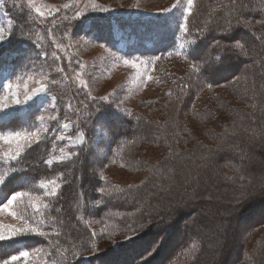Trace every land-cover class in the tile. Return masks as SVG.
Here are the masks:
<instances>
[{
	"label": "trees",
	"instance_id": "obj_1",
	"mask_svg": "<svg viewBox=\"0 0 264 264\" xmlns=\"http://www.w3.org/2000/svg\"><path fill=\"white\" fill-rule=\"evenodd\" d=\"M196 13L197 20L193 19L190 24L191 29L187 33L178 27L177 15L146 21L149 26L144 23L135 24L133 20L119 22L117 26L130 28V33L136 39L135 42L127 44L123 50L118 49L120 40L112 32L114 18H98L90 21L91 29L97 34L98 41L121 51L124 55L151 59L154 62V69H160V73H171L164 65L169 59L185 61L184 64L180 63L181 72H176L175 75L171 73L169 77L178 79L179 83L187 84L188 81L194 83V89H190L189 92L182 87H176L174 96L184 103L176 105L168 102L169 98H166L167 104L173 109L163 110L161 120L158 121L143 115L128 116L123 111L112 109L109 105L103 108L99 104L95 107L96 119L91 122L89 117L93 115L87 116L85 110L64 107L61 96L69 94L57 83V88L52 87L55 83L48 79L46 74L55 69L52 64L46 63L38 48L39 43L35 42L29 33H25L26 25L19 19L21 23H17L14 28L12 40L0 53L2 55L6 52L14 56L8 61L9 82L42 72L50 89H47V92L56 94L59 106L56 105L54 109L48 111H45L46 108L40 110L36 100L24 105H10L9 110L12 111V115L0 122V136L15 131L43 130L38 142L36 140L30 147L27 146L22 152V157L17 161H11L0 155V175H4L7 181L5 187H0V198L15 191L48 198V200L42 199L44 209L47 211L42 215L34 216L35 224H32L46 235L28 233L18 235L11 240L0 241V261L22 251L42 246L46 253L42 263L73 264L70 259L74 256L81 257L83 246L87 244L88 234L85 235V230L82 229L85 226V219L110 206L117 209L115 202L109 204L121 194L127 195L125 205L131 208L135 224L142 227L141 229L148 225V222L157 225L159 221L156 217L160 212L157 203L163 198L161 186L166 180H174L177 184L178 176L188 170L183 177L184 180L192 178L191 174L196 176L193 196L204 192L209 185L210 192L213 191L218 198L222 199L221 196L239 198L232 203L217 200L231 209L234 208L233 213L225 221L239 224L238 228L230 230L228 238L217 246V264H264V148L260 147L262 140L264 146V0H235V2L197 0L191 12L186 14V20H190ZM165 18L171 23L168 27H165L167 23L160 21ZM142 25L145 30L141 29ZM3 26L5 25L2 23L1 27ZM226 30L229 32L228 35L224 34ZM5 31H12L11 25ZM188 35L191 36L190 39ZM197 36L201 59L193 60L183 54H176L182 51L181 44L189 49L191 46L187 42ZM147 40L149 45L144 44ZM217 40L221 41L222 45H234L235 42H239L242 47L232 50L216 47ZM216 49L222 52L225 50L229 59L227 63L230 68L225 74L216 73L214 65L221 63L216 60L217 57H221ZM207 54L214 56L211 72L197 73L194 71V65L208 60ZM5 60L2 59L0 62L3 63ZM65 72L67 73L66 69ZM209 84L211 87L208 86ZM4 90L0 86V96ZM47 92L46 95H49ZM22 106L24 109L21 108ZM46 112L52 113L45 121L47 127L41 119ZM183 114H187L184 122H182ZM64 123L71 125L66 132L68 135L76 138L79 134L82 137L80 143L62 149L64 142L57 139V132L64 134V129L61 128ZM96 125L97 128L100 126L101 130L93 133L95 129L91 131V128ZM137 135L142 136L136 138ZM145 140L150 147L155 146L154 148L157 149V159L151 161L150 167L148 164V170L137 167V175L140 177L139 180L131 182L133 187L124 186L115 190L108 185V180L100 172V167L103 164H110L111 156L116 157L120 153L125 156L127 152L133 154L123 157L121 162L126 163V166L136 165L134 157L138 156L140 151L134 153V150L128 148L131 142ZM91 142L94 144L91 145ZM91 146L95 149L104 147L108 158L96 153L94 155ZM238 149L246 153V158L242 161L239 159ZM197 153H201L199 158ZM57 156L61 158L57 159ZM199 159L205 161L204 163L209 161L212 163L211 168L216 169L219 178L216 184L209 182L207 170L202 169L198 173L197 168L193 171L189 168L197 165ZM179 164L188 167L178 170ZM70 177L77 181L72 184L70 181L64 183L67 179L70 180ZM51 178L55 180H50ZM50 181L59 183L57 195L54 197L46 195L52 192L53 183H49ZM192 182L194 180L190 179L189 184L193 188ZM65 185L69 186L63 190ZM101 189L104 191L101 192ZM209 197L210 195L207 194L208 200H206L212 202L213 199ZM126 200L134 206L128 204ZM123 202L119 204L122 210H124ZM180 210L176 208L173 212L179 215ZM213 213L211 211L210 214ZM215 213L210 217V221L206 219L207 215L205 217L202 215L203 218L199 217L197 225H194V232L191 230L188 233L183 232L191 236L190 239L187 237L179 244L183 252L189 253L184 264H205L213 259L209 249L219 244V240L200 233L198 227L202 229L214 227L220 223V220H224L223 216ZM113 216H115L114 212H110L109 218ZM213 219H216V222ZM131 223L129 226L133 227ZM176 228L177 225L174 223L170 225L168 231L177 233ZM79 237L82 239L77 240ZM84 237L85 242L82 241ZM122 242H124L122 245L116 244L115 248H112L115 253L128 250L127 247L134 243L130 239H124ZM109 249L112 250L104 248L97 254L91 253L85 258H80L82 262L78 264H101L104 262L100 258L101 255ZM176 251L178 248H175L174 252Z\"/></svg>",
	"mask_w": 264,
	"mask_h": 264
},
{
	"label": "rangeland",
	"instance_id": "obj_2",
	"mask_svg": "<svg viewBox=\"0 0 264 264\" xmlns=\"http://www.w3.org/2000/svg\"><path fill=\"white\" fill-rule=\"evenodd\" d=\"M193 4H197V0H195ZM36 8H39L40 12H43L44 15L41 16L36 12ZM101 9H107V11H102ZM78 11L81 13L79 17L76 16ZM189 13L187 0H15V2L14 0H0V29H3L5 35H7L8 31H5L6 28H9L11 25L13 33L17 23H21V21L24 22L26 25L25 33H29L34 41L39 43L40 47L38 48L41 51V55L45 58L46 63L52 64L55 69V71L46 74V77L48 79L50 78V80L55 83V86L52 87L57 88V83L69 94H63L61 96V98H63L64 107H76L79 110H85L87 116L93 115L91 116V122L96 119L95 107L99 104L103 108L109 105L112 109L120 112L123 111L124 114L128 116L137 114L158 121L161 120L160 117L163 110L173 109L167 104L168 102L176 105L177 103H184L183 100L179 98L177 100V96H174V89L176 87H182L189 92L190 89H194V83L189 81L187 84L179 83L178 79L169 77L171 73L175 75L176 72H181L179 70L182 68L180 63L184 64L185 61H178L175 58L169 59L166 61L168 63L165 62L164 65L167 66V69L170 70L171 73H160V69H154V62H152L151 59L147 57L124 55L121 51L114 50L105 43L98 41L97 34L91 29L90 21L98 18H114L113 21L115 22L112 24V32L115 37L120 40L118 49L123 50L127 44L133 43V41L135 42L136 39L134 35L130 33V28H119L117 26L119 22L123 20H127L126 22L133 20L135 24L144 23V25H148L146 21H155L164 17L171 18L177 15L178 27L182 28V26H186L189 30L191 29L190 24L193 22V19L197 20L196 13L187 21L186 14L188 15ZM160 21L167 23L165 27L171 24L167 18ZM2 23L5 26L1 27ZM140 27L144 29L143 25ZM162 27L165 28L164 26ZM190 37L191 36L188 35L189 39ZM11 40L12 36L7 40L6 44ZM144 44L149 45L150 43L147 40L144 41ZM3 50L4 48L0 49V53ZM216 51L220 54L219 56H221L219 60L221 63L214 65L216 67V73L218 75L225 74L230 68L227 63L229 59L225 54L226 51L223 50L222 52L219 49H216ZM45 53L46 55H44ZM2 56L3 59L6 60L3 63L0 62V86L5 90L0 96V103L7 102L9 105H13L11 103L13 94L16 98L23 101L25 96L30 95L32 90L38 88L41 83L45 85L46 89L50 90L47 87L48 83L45 82L46 77L42 72H39L38 75L30 74L25 77H19L10 83L8 79L10 64L8 61L12 60L14 56H10L6 54V52H4ZM207 56H209L208 60L210 62L214 58L213 54H207L206 57ZM124 59L135 60L139 67L134 68L130 65H125L123 63ZM140 61H150L151 63L146 66L140 63ZM149 76L151 79H148ZM8 84H11L10 89L6 87ZM48 94L49 95L41 94L34 97L33 100H36L37 107L40 110L46 108L45 111H48L54 109L56 105L59 104L58 97L55 93L54 95L51 93ZM102 97H106V99H101ZM166 98H169L168 102ZM42 101H46L47 103H45L43 107H39ZM193 103L194 101L192 104ZM69 105L71 107H69ZM21 108L24 109V106ZM56 111L59 112V110ZM49 114L52 113L46 112L42 116L45 127H47L45 121L47 118H50ZM186 115L187 114L182 115V122H184ZM65 125L67 126L65 127ZM70 126V124L64 123L61 127L64 129V134L60 133V131L57 132V139H59V141L63 140L62 142H64L62 144V149L81 142V135L78 134V137L73 138L66 133ZM97 127L98 125L93 126L91 131L94 129L93 133H96L97 130L100 131L101 127ZM35 133L39 138L43 130L35 131ZM139 136L141 137L142 135H137L136 138ZM85 138H87V136H85ZM94 138L96 141V134H94ZM35 141L36 138H33L31 143ZM146 141L147 140L142 142H129L130 146L128 150L131 148L134 150V153L140 151L138 156L135 155L136 157H134V160L137 162L136 165L126 166V163L123 164L121 162L123 157L133 154H128L127 152L125 156L123 154L121 155V153L116 157L111 156V160H109L111 163L103 164L100 167V172L108 180V185L115 188V190L124 186L133 187L131 182L139 180L140 177L137 175V167L140 166L143 169H147L148 164L150 167L151 161L157 159V149L154 148L155 146L150 147V144ZM93 144L94 143L91 142V145ZM16 146L15 141L9 144L0 140V154L7 152L9 149L14 150ZM26 147L27 144H25L24 149ZM260 147L264 148L263 140L260 143ZM90 148L94 150V155L96 153L102 157L107 156L104 147L95 149L91 146ZM121 152H123V150H121ZM201 152L205 151L201 150ZM237 153L240 161L246 158L244 150L238 149ZM200 155L201 153H197V158H199ZM60 158L61 156H57V159ZM204 162L205 161L199 159L197 165H192L189 168L192 171L194 168H197L198 173L202 171V169L207 170L209 182H212L211 184H216L215 182L219 181L216 169L211 168L213 165L210 161ZM237 163L239 164V162ZM87 167L89 168V166ZM187 167L188 166L185 167V165L179 164L177 169L184 170ZM187 172L178 176L179 181L178 179L176 180V182H178L177 184L174 180H166L161 186L163 198H160L157 203V208L160 210L159 216H155L156 220L159 221L157 225L148 222V225H145V227L141 229L142 227L135 224L133 212L130 210L131 208L129 209L128 206L125 205V199L127 198V195L124 196L125 194H121L115 200L112 199L109 204L111 205L115 202L118 212L117 209L110 206V208L95 213L88 219L86 218L84 221L85 226L82 229L85 230V235L88 234L87 244L83 246V254L81 257L74 256L70 259L73 264L82 262V258L89 256L91 253L97 254V252L104 248L112 249L115 248L116 244L120 246L124 243L122 242L124 239H130V241L134 243L127 247L129 248L128 250L124 249L117 253H115L113 249H109L106 253L101 255L100 258L104 261L101 264H184L189 253L187 251L183 252L179 244L184 242L187 237L190 239L191 236L187 233L189 230L192 232L195 231L194 225H197L199 217L203 218L202 215L204 217L207 215L206 219L210 221V217L215 212V214L223 216L224 220H220V223L214 227H206L205 229L198 227V230L200 233L212 239L219 240V244L209 249L213 259L205 263L217 264V246L228 238L230 230L238 228L239 225L237 222L232 224L231 221H225V219H228V216L233 213L234 208L231 209L228 205L221 204L217 200H221L224 203H232L239 198H226L225 196H221L222 199L218 198L213 191L210 192L211 188L209 185L206 186L204 192H199L196 196H193L194 192L192 191L196 189V176L191 174L192 178L184 180L183 177ZM190 179L191 181L194 180V182H192L193 188L189 184ZM50 180L55 179L51 178ZM69 181L72 184L77 180L70 177V180L67 179L64 183ZM57 184L59 183L56 181L52 184V190L55 188L56 191H58ZM81 184L80 181V186ZM67 186L69 185H65L63 190H65ZM207 194L210 195L209 199H213L211 200L212 202L207 201ZM129 196L130 194H128V197ZM42 199L48 200V198L44 196L36 197L30 195L22 197L19 201L14 202L11 211L22 214L31 225L35 224L33 217L42 215L44 211H47V209H44ZM120 202L124 203V207L122 206L124 210L119 208ZM126 202L134 206L133 203L127 200ZM217 202L218 204H216ZM176 208L181 209L179 211V215L182 214L181 216L175 215V212H173ZM211 211L214 212L212 215L210 214ZM110 212H114L115 216L109 218ZM79 221H81V218ZM213 221L216 222V219H213ZM131 222H134V224ZM163 222L166 223L163 224ZM130 223L134 228L129 226ZM174 223L177 225L176 229L178 232L173 233L172 231V233H170L168 228L170 225H174ZM0 225L14 226L17 228L24 227V223L19 219V216L14 217L9 214V211L0 212ZM81 239L80 237L77 238V240ZM82 241L85 242V237ZM175 248H178V251L174 252ZM36 249H40L41 251L36 252ZM28 252L30 253L29 257H20L19 260L12 262V264H44L41 261L46 257V253L43 251L42 246H37L28 250ZM14 255L19 256L20 253ZM11 256L6 259H10ZM177 256L179 258H177ZM175 258L177 259L175 260ZM2 261L3 260L0 261V264H2ZM62 264H66V262Z\"/></svg>",
	"mask_w": 264,
	"mask_h": 264
},
{
	"label": "snow or ice",
	"instance_id": "obj_3",
	"mask_svg": "<svg viewBox=\"0 0 264 264\" xmlns=\"http://www.w3.org/2000/svg\"><path fill=\"white\" fill-rule=\"evenodd\" d=\"M193 2L194 0H187L189 12H191V9L193 7ZM233 2H235V0H233ZM101 10L107 11V9H101ZM36 12H38L41 16L44 15L43 12H40L39 8H36ZM80 15L81 13L78 11L76 13V16L79 17ZM182 29L185 33L188 32V29L186 26H182ZM12 34H13L12 31H9L7 35H5L3 29H0V49L4 48V45L6 44L7 40L12 36ZM224 34L228 35L229 34L228 30H226ZM187 44L191 46L189 49H186L185 45L181 44L180 48L182 49V51L177 52L176 54L177 55L183 54L186 57H189L193 60L201 59V50L199 48V37L197 36L193 38L192 40L188 41ZM215 46L224 47L227 50H232L233 48L239 49L242 47V45L239 42H235L234 45L233 44L222 45L221 41L219 40L215 41ZM44 55H46V53ZM2 59H3V56L0 55V60ZM156 59L158 60L159 57H157ZM219 59H220L219 57L216 58L217 61H219ZM123 63L125 65H130L134 68L139 67L138 63L135 60L124 59ZM140 63L145 64L147 66L151 62L150 61H140ZM213 63L214 61L210 62L209 60H204L203 63L199 65H194V71H196L197 73H201V74L205 72H211ZM148 79H151V77L149 76ZM208 86L211 87V84H209ZM6 87L10 89L11 84L6 85ZM46 92H47V89L45 85L41 83L38 88H35L32 90L30 95H26L23 101H21L19 98H16L15 95L13 94L11 103L13 105L27 104L28 102L33 101L34 97H37L41 94H46ZM101 99H106V97H102ZM45 103L47 102L42 101L39 107H43ZM69 107L71 106L69 105ZM9 109H10L9 103L7 102L0 103V122H2L5 118L12 115V111H10ZM41 119L43 118L41 117ZM89 119H91V117H89ZM66 126L67 125H65V127ZM33 138H36L38 142V137L35 132L15 131V132H9L6 135L0 136V139H2L5 143L11 144L13 141H15L17 145L14 150L9 149L7 152H4L0 155L7 157L11 161H17L19 158L22 157V152L24 151L25 144H27V146L30 147ZM49 183H54V182L50 181ZM6 185H7L6 177L4 175H0V187H5ZM100 191L103 192L104 190L101 189ZM30 195L31 194L29 192L15 191L14 193H10L0 198V212L9 211L10 215L14 217L19 216V219H21L24 223L23 228L0 225V241L11 240L18 235L28 234V233L37 234L41 236L46 235V233H44L43 231H40L37 227H33L22 214H18L15 211H11V207L13 206L14 202L19 201L22 197H26ZM46 195H51L54 197L57 195V191L54 188L51 193H46ZM45 207H47V205H45ZM35 251L40 252L41 250L36 249ZM29 255L30 253L28 251H22L20 252L19 256L12 255L10 259L3 260L2 264H12V262L19 260L20 257L27 258L29 257Z\"/></svg>",
	"mask_w": 264,
	"mask_h": 264
}]
</instances>
